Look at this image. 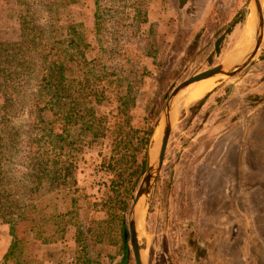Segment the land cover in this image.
<instances>
[{
    "label": "rangeland",
    "instance_id": "rangeland-1",
    "mask_svg": "<svg viewBox=\"0 0 264 264\" xmlns=\"http://www.w3.org/2000/svg\"><path fill=\"white\" fill-rule=\"evenodd\" d=\"M16 11L12 0H0V41L18 39ZM93 19L94 0H78L67 9L64 20L76 25L91 44L89 58L98 52ZM148 19L145 29H154L157 51L154 58L145 60L150 73L133 110L130 131L143 126L155 113L160 112L161 119L171 91L182 81L223 63L241 62L253 51L258 36L252 0H187L184 5L180 0H151ZM209 82L202 107L196 104L203 97L183 104L196 84L174 101L175 120L165 161L143 202L139 224L146 264H264V167L260 165L264 147V39L246 70ZM117 107L114 98L98 107L108 118L110 130L117 121ZM248 124L250 132L229 141L230 133ZM161 130L160 126L157 140L155 133L154 150ZM239 142L243 144L241 153L235 150ZM110 151V138L84 148L76 169L77 191H67L77 199L75 204L66 193L48 190L36 204H41L47 215L74 209L94 227L95 218L104 216V212H96V204L102 202L111 184L112 174L101 168ZM133 199L129 200L123 227ZM74 240L73 226L64 240L53 245L29 234L21 259L29 264H70L79 257ZM12 241L10 226L0 219V262ZM98 252L101 256L96 264H119L124 257V238L119 244L107 236ZM129 264H135L132 254Z\"/></svg>",
    "mask_w": 264,
    "mask_h": 264
},
{
    "label": "trees",
    "instance_id": "trees-1",
    "mask_svg": "<svg viewBox=\"0 0 264 264\" xmlns=\"http://www.w3.org/2000/svg\"><path fill=\"white\" fill-rule=\"evenodd\" d=\"M77 1L12 0L19 36L0 41V219L10 226L13 241L0 264H29L21 259L29 234L53 244L70 226L79 256L75 264L98 263V247L107 236L123 242L129 200L148 168L160 112L130 130L150 73L145 60L157 51L154 29H145L151 0H94L98 52L91 58L87 38L64 21ZM108 98L118 103L111 130L98 110ZM106 138L111 155L103 157L101 168L112 179L96 204L104 216L91 227L74 209L47 215L36 199L45 190L71 197L84 148Z\"/></svg>",
    "mask_w": 264,
    "mask_h": 264
},
{
    "label": "water",
    "instance_id": "water-1",
    "mask_svg": "<svg viewBox=\"0 0 264 264\" xmlns=\"http://www.w3.org/2000/svg\"><path fill=\"white\" fill-rule=\"evenodd\" d=\"M252 3L255 7L256 18L258 22V36L253 51H251V53L239 63H223L214 66L182 81L171 91L164 106L162 118L160 119L159 124L156 128L157 131L160 126L162 127L156 151L153 156L150 155L149 157L148 168L141 178L140 184L137 188L133 203L129 211L128 221L123 227L124 257L122 258L119 264H129L131 254L133 255L135 264H146L143 259V248L140 242L139 224L143 212V202L150 195L152 187L157 181L165 161L167 148L175 120V117H173L172 114L174 99L182 90L186 89L187 87L196 82L209 79L215 76H236L238 73H240L250 65L251 61L255 58L256 54L258 53L264 39L263 0H252ZM174 112H176V110H174ZM139 211L141 214H139Z\"/></svg>",
    "mask_w": 264,
    "mask_h": 264
},
{
    "label": "bare ground",
    "instance_id": "bare-ground-1",
    "mask_svg": "<svg viewBox=\"0 0 264 264\" xmlns=\"http://www.w3.org/2000/svg\"><path fill=\"white\" fill-rule=\"evenodd\" d=\"M217 77V76H215ZM215 77H212V78H209V79H205V80H202V81H199V82H196L192 85H195L196 88H194L193 90H189V92L186 94L185 98H184V101H183V104H185L186 102H192V101H196V100H199L200 98H202L204 95H206V93L208 92L209 88H210V85L208 83H210V79H213ZM199 83V84H198ZM207 83V84H206ZM190 85V86H192ZM189 86V87H190ZM194 86V87H195ZM189 87H187L186 89L182 90L178 96L185 90H187ZM177 96V97H178ZM176 97V98H177ZM175 98V99H176ZM174 99V101H175ZM174 101H173V104H174ZM157 132V131H156ZM159 133V132H158ZM159 137V136H158ZM155 139L157 140V133H156V136H155ZM157 143V142H156ZM156 147V146H155ZM157 148V147H156ZM156 149L154 150V148L152 149L151 151V156L154 155Z\"/></svg>",
    "mask_w": 264,
    "mask_h": 264
},
{
    "label": "flooded vegetation",
    "instance_id": "flooded-vegetation-1",
    "mask_svg": "<svg viewBox=\"0 0 264 264\" xmlns=\"http://www.w3.org/2000/svg\"><path fill=\"white\" fill-rule=\"evenodd\" d=\"M187 2V0H180V3L182 4V5H184L185 3ZM249 67V66H248ZM247 67V68H248ZM246 68V69H247ZM246 69H244V70H246ZM243 70V71H244ZM242 72V71H241ZM239 74V73H238ZM235 77V76H234ZM205 97H203L202 99H204ZM207 98V97H206ZM201 99V100H202ZM200 100V101H201ZM200 101H198V102H200ZM206 102V99L204 100V102H203V104L202 105H198V103L196 104V106H198V107H202L203 105H204V103ZM249 131L250 132V130H251V124H248V126H241V127H239V131L236 133V132H232V133H230L229 134V137H231L230 138V140L229 141H234V140H236V138H240V137H242V136H244V134H245V132L246 131ZM240 136V137H239ZM254 139V138H253ZM252 139V140H253ZM251 140V139H250ZM237 146H239V147H237L235 150H237V152L238 151H240V153H241V149H242V146H243V144H240V142H239V144H237ZM241 156V155H240ZM250 156H251V154H250ZM260 165L261 166H263L264 167V147H261V160H260Z\"/></svg>",
    "mask_w": 264,
    "mask_h": 264
},
{
    "label": "crops",
    "instance_id": "crops-1",
    "mask_svg": "<svg viewBox=\"0 0 264 264\" xmlns=\"http://www.w3.org/2000/svg\"><path fill=\"white\" fill-rule=\"evenodd\" d=\"M62 240H64V239H62ZM75 241V244H76V240H74ZM53 244H55V243H53ZM53 244H51V245H53ZM51 264V263H50ZM70 264H75V260H72L71 262H70Z\"/></svg>",
    "mask_w": 264,
    "mask_h": 264
}]
</instances>
